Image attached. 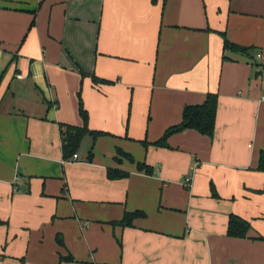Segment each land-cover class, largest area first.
<instances>
[{
	"label": "crops",
	"instance_id": "1",
	"mask_svg": "<svg viewBox=\"0 0 264 264\" xmlns=\"http://www.w3.org/2000/svg\"><path fill=\"white\" fill-rule=\"evenodd\" d=\"M222 31L253 55L222 60ZM78 92L106 135L73 160L59 123L82 124ZM209 92L212 137L139 142ZM262 150L264 0H0V264H264ZM229 214L246 237L226 234Z\"/></svg>",
	"mask_w": 264,
	"mask_h": 264
},
{
	"label": "trees",
	"instance_id": "2",
	"mask_svg": "<svg viewBox=\"0 0 264 264\" xmlns=\"http://www.w3.org/2000/svg\"><path fill=\"white\" fill-rule=\"evenodd\" d=\"M33 22L34 20L32 21L31 25L34 24ZM219 34L223 38L222 60L228 59V57L224 53L225 51L235 52V53L239 52L250 57L253 55L252 51L254 50V48L252 46H243L229 41L226 37L225 32L223 31L219 32ZM255 66H259V65L255 64ZM259 72L260 71H255L253 75L256 76ZM81 74L84 75L85 73L81 71ZM92 80L95 83L107 82V80L98 78L95 75L92 76ZM78 96H79L78 111H79V115L82 118V124L78 126V125L59 123L60 135L62 140V152L65 157H67L68 155H73L74 153H76L77 149L79 148L82 138L86 134H89L93 138V142L90 146L88 153V159H90V157L92 156L94 139H96L100 135H106V133L103 131L91 130L88 128L87 126L88 112L83 106V102L80 97V92H78ZM217 105H218V94L215 92H209L205 95L203 102L199 104L185 105L182 110L180 122L175 125L169 126L164 131L163 135L160 138H158L153 142H149L147 141V139H144L139 142L144 147H147L148 145L168 146L167 139L169 138V136L177 132H181L185 129H194L203 135L212 137L215 130V115H216ZM116 152L118 155L125 157L129 161L131 162L134 161L131 154L124 152L120 148H117ZM116 159L117 161H120L118 157ZM136 168L141 171L143 170L146 173H152L151 166L147 165L145 162H137ZM256 170L264 172V150L260 151L259 153ZM107 175L109 178H119V177L127 176V172H123L118 169L109 168L107 170ZM211 190H212V195L217 196L214 187L212 185H211ZM139 216H143L142 211L136 210L133 212H125L123 217L119 221H114L113 223L122 226L131 225L132 220ZM249 228H250L249 221L243 219L238 215L229 214L228 222H227V231H226V234L228 236L237 237V238L246 237ZM257 239L264 240L263 237H258ZM63 259H67V258L63 257Z\"/></svg>",
	"mask_w": 264,
	"mask_h": 264
},
{
	"label": "built area",
	"instance_id": "3",
	"mask_svg": "<svg viewBox=\"0 0 264 264\" xmlns=\"http://www.w3.org/2000/svg\"><path fill=\"white\" fill-rule=\"evenodd\" d=\"M18 77H21V76L18 75ZM72 158H73V160L77 159V158H78V154H77V153H74V154L72 155Z\"/></svg>",
	"mask_w": 264,
	"mask_h": 264
},
{
	"label": "rangeland",
	"instance_id": "4",
	"mask_svg": "<svg viewBox=\"0 0 264 264\" xmlns=\"http://www.w3.org/2000/svg\"><path fill=\"white\" fill-rule=\"evenodd\" d=\"M86 139H89V138H88V136H87V138H86Z\"/></svg>",
	"mask_w": 264,
	"mask_h": 264
}]
</instances>
